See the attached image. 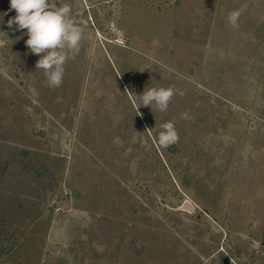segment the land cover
Returning <instances> with one entry per match:
<instances>
[{"label": "rangeland", "instance_id": "1", "mask_svg": "<svg viewBox=\"0 0 264 264\" xmlns=\"http://www.w3.org/2000/svg\"><path fill=\"white\" fill-rule=\"evenodd\" d=\"M50 2L83 30L57 88L0 0V264H264V0Z\"/></svg>", "mask_w": 264, "mask_h": 264}, {"label": "clouds", "instance_id": "2", "mask_svg": "<svg viewBox=\"0 0 264 264\" xmlns=\"http://www.w3.org/2000/svg\"><path fill=\"white\" fill-rule=\"evenodd\" d=\"M246 7L243 5L228 14V22L232 27H238V19ZM12 10L16 15L7 21L8 27L16 31L27 30L28 39L25 43L31 53L40 56L36 69L44 71L48 87H59L63 81L64 65L79 53L83 39L82 27L71 16V6L67 3L57 6L56 2L50 0H10L9 11ZM177 94L183 95V92L174 87H152L139 97L141 106L152 108L154 105L157 110L164 112ZM182 118L187 119L188 114L183 113ZM178 140L174 122L164 123L157 138L158 145L167 148Z\"/></svg>", "mask_w": 264, "mask_h": 264}, {"label": "water", "instance_id": "3", "mask_svg": "<svg viewBox=\"0 0 264 264\" xmlns=\"http://www.w3.org/2000/svg\"><path fill=\"white\" fill-rule=\"evenodd\" d=\"M179 210L182 211V212H186L188 214H192L195 209H194L193 205L190 202L185 201L183 203V205L179 208Z\"/></svg>", "mask_w": 264, "mask_h": 264}, {"label": "built area", "instance_id": "4", "mask_svg": "<svg viewBox=\"0 0 264 264\" xmlns=\"http://www.w3.org/2000/svg\"><path fill=\"white\" fill-rule=\"evenodd\" d=\"M114 42L117 45H120V46H124L125 45V42L120 37H118L117 39H115Z\"/></svg>", "mask_w": 264, "mask_h": 264}]
</instances>
